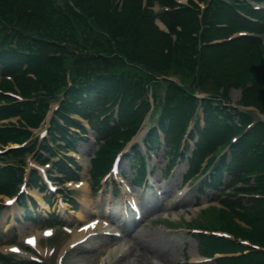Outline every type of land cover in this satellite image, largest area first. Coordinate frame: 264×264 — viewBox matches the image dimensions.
I'll list each match as a JSON object with an SVG mask.
<instances>
[{
	"label": "trees",
	"instance_id": "obj_1",
	"mask_svg": "<svg viewBox=\"0 0 264 264\" xmlns=\"http://www.w3.org/2000/svg\"><path fill=\"white\" fill-rule=\"evenodd\" d=\"M159 1L162 5L175 6V0ZM111 4L110 0H64L62 4L56 0H0V22L6 23L3 32L7 34L11 28L20 36L16 50L3 47L8 45L9 35L1 42L3 71L15 76L23 96L30 98L34 93L37 97L34 102L0 108V117L22 114L29 124L36 125L46 102L60 91H65L68 98L76 96L78 99L86 92L88 96L83 99V106L91 108L94 114L96 107L102 110L111 94L120 91L123 103L115 126L107 121L99 123L97 115L92 117L101 136H117L124 134L122 128L128 119H135L137 115L132 105L140 97L141 80H152L159 74H178L169 69L181 66L186 67L192 75L194 73L195 80H212L215 86H222L226 90L230 86L228 82L233 79L235 86L245 87L243 103L255 105L264 112V108H261L264 107V74L262 77L256 76L258 56L252 51L255 48L250 47V42L242 39L202 45L223 33L212 26V29L209 27L198 34L197 18L188 10H181L161 14L170 31L177 33V40L173 44L169 35L156 28L151 12L142 9L140 0H126L121 10ZM204 18L208 16L204 15ZM208 19H225L237 26L251 28L220 2ZM12 22H15L14 27ZM179 25L183 27L181 32L176 30ZM197 40L200 41L199 47ZM48 53L53 55L48 57ZM56 53L60 55L55 56ZM25 63L28 68L23 70ZM229 64L240 66V69L225 70ZM28 72L34 73L36 80L27 77ZM138 73L141 75L137 76ZM67 76L72 81L71 87H68ZM247 82L250 86L246 85ZM169 84L166 112L171 121V138L178 127L177 123L185 118L182 114L184 110L189 112L192 109V102L183 89L174 82ZM6 86L15 91L11 83L7 82ZM202 86L205 85H200L201 91H205ZM182 92L184 94L180 96ZM175 98L179 102L169 107ZM67 105L72 107V103L67 102ZM219 106L213 107L209 101L206 102L207 124L201 132L199 150H205L210 140L230 129L225 126L224 120L218 118L221 113ZM241 116L247 119L245 114ZM26 135L25 130H0L3 141L18 140ZM116 144L114 140L107 142V145ZM101 153H105L104 149H101ZM263 168L264 123L259 122L234 146L229 171L237 179ZM249 191L264 195V177L258 179L256 189ZM227 204L231 212L221 214L225 229L264 246V199L236 198ZM235 215L244 218L253 230L247 231L236 225L232 220ZM204 245L214 250L241 249L236 243L215 238ZM215 264H264V251L238 258H223Z\"/></svg>",
	"mask_w": 264,
	"mask_h": 264
},
{
	"label": "rangeland",
	"instance_id": "obj_2",
	"mask_svg": "<svg viewBox=\"0 0 264 264\" xmlns=\"http://www.w3.org/2000/svg\"><path fill=\"white\" fill-rule=\"evenodd\" d=\"M261 37L262 39H264V35H261ZM228 66L229 67L225 66V70L227 71L230 69L232 70H236L237 68L240 69V66L237 65L229 64ZM169 70L179 72L177 75H175L172 78V80H174L175 82L180 83L181 82L180 80H182L184 84H186V86H190L193 84L192 74L191 72L188 71L186 67L184 66H181L179 68L170 67ZM220 73L222 75L223 71L221 70ZM199 85H205L204 87L202 86L203 89L205 90H212L214 92L218 91L219 93L222 92L221 95L225 96L226 99H228L233 105H235L237 102H240L241 97H243L244 95V91L240 87L226 90L225 88H222V86H215L212 80H207L204 82L200 81ZM204 95H208V94H204ZM239 108L241 109L242 107ZM256 116L258 118L263 117V115L261 114L259 115L257 114ZM193 143H194L193 141H190L191 147H193ZM76 146H78V149L80 150V155L77 158L80 166L79 176L80 179H82L83 181L85 180V184L87 185L86 179H88L90 162L94 156L97 146L87 141H80L76 144ZM28 162L29 164L33 163V160L29 159ZM180 167L184 169L183 171H185L187 168V163L183 161ZM128 172L129 175L131 176V173L133 171L131 170ZM228 179L229 178L225 179V183L228 182ZM180 181H181V177L178 175V173H176L174 176H170L168 180L163 182V185L169 189V186L174 185V183L180 185ZM190 186L194 188V184L193 185L190 184ZM73 187H75L76 192L74 193L78 201V206L81 209V211H83L82 213L87 217V221L98 219L97 214H94L93 210L97 209V212L102 214L105 205L109 206V202L111 201V196H112L111 185L108 186L106 192L105 190L99 191L97 197L89 193L90 195L87 198L88 204L86 203V205H84L82 199V192L84 190L83 186L80 187L79 189L76 187V185H73ZM223 189L224 187H221L220 189L214 191L206 190L203 192V194L200 196L199 199L196 198L197 197L196 191L192 190V192L186 195L183 198L184 200H181L180 202L177 199H175V196L168 197L166 205L169 206L171 205V207H169L166 210L163 209L162 210L163 212L161 211L159 215L148 216L144 222L138 224L134 229L135 231L132 233V237H134V240H132V242L134 243V245L132 247L131 252L128 253L126 258H124L123 260L121 259L120 262L118 263L117 261H115L116 256L115 255L111 256V264H129L131 257L132 258L136 257L137 264L138 263L149 264L148 258L150 257L160 258V256L156 253H147V255H145L146 259H144L145 261H143L142 263L141 261L138 262L139 256H137V253H143L144 251L143 247H148V246L151 248L158 249L160 251L170 250V259H165L163 261L165 264H182L183 260L185 259L192 261L195 260V256H197L198 253H200L199 244L201 240H199L197 236L195 237L191 235L188 232V230H186V228L190 227L189 224L191 225L194 224V227H200L198 226V224H206L211 226L214 224L220 225V223H218L220 221H218L219 219L217 218L218 212L220 210L217 211V208H215L219 206V204L217 202H213L211 204H206V203L213 200V198H215L220 193L219 191H223ZM64 190L65 189L62 188V191ZM64 192H66V190ZM118 202L119 199L117 200V203ZM204 204L215 207H210L208 211L202 212V210H199L197 207H200L199 205L202 206ZM64 206L65 207H62L61 205L56 204L55 206H53L52 211H54V209L56 213L60 211V214L67 219L68 224H71V222H73L72 224H75V222L77 221V216H76L77 213L69 211L70 213L65 214V212H67L68 209L69 210L71 209L72 205H68V206L64 205ZM73 206L76 207L77 204H73ZM46 211L50 213V211L48 210ZM5 213L6 212L4 211L2 214H0V227L5 226V219H6ZM87 221L84 222L87 223ZM76 224L78 225V223ZM36 225L37 223L31 225L30 228L31 229L33 227L36 228L38 226ZM177 228L180 229L177 230ZM69 240L70 239L67 240L66 244L69 242ZM129 240L127 238L125 239L119 238L115 241H111L109 237H105V239H101L99 242H97L98 246L94 247L93 250H88L85 247H79L74 250H70L69 255L66 261L64 262V264H100L102 258L108 254V251L112 247L117 248L121 246L123 243L124 244L127 243ZM54 257L55 258L57 257V253L54 254Z\"/></svg>",
	"mask_w": 264,
	"mask_h": 264
},
{
	"label": "bare ground",
	"instance_id": "obj_3",
	"mask_svg": "<svg viewBox=\"0 0 264 264\" xmlns=\"http://www.w3.org/2000/svg\"><path fill=\"white\" fill-rule=\"evenodd\" d=\"M39 203L41 204V205H45L44 204V202L42 201V200H39ZM78 218L79 219H83V216H82V214L81 213H79L78 214ZM98 227V229H103V228H105V230L106 231H110V229H108L106 226H97ZM81 234H83V233H81ZM80 234V235H81ZM79 238H81V236H78L76 239H75V241L77 240V239H79ZM74 242V241H73ZM144 248V251H143V253H139L137 256H139L138 258H139V260H138V262L139 261H141V263L143 262V261H145L144 259H146L145 258V255H147V253H156V254H158L159 256H160V258H158L157 259V262H156V264H162L161 263V261H164L165 259H170V250H164V251H160V250H158V249H155V248H151V247H143ZM128 249H131V248H128ZM119 252H124V247H120L119 249ZM137 264V263H136ZM139 264V263H138ZM147 264V263H146ZM150 264H152V263H150Z\"/></svg>",
	"mask_w": 264,
	"mask_h": 264
},
{
	"label": "snow or ice",
	"instance_id": "obj_4",
	"mask_svg": "<svg viewBox=\"0 0 264 264\" xmlns=\"http://www.w3.org/2000/svg\"><path fill=\"white\" fill-rule=\"evenodd\" d=\"M6 203H11V201L10 200L6 201ZM48 231L50 232V230H48ZM27 239H28V242H30V243H32L34 241V237H28ZM15 250L18 251V249H15Z\"/></svg>",
	"mask_w": 264,
	"mask_h": 264
}]
</instances>
